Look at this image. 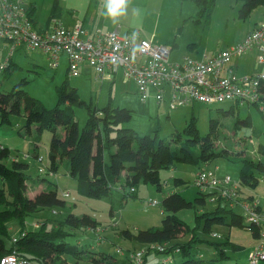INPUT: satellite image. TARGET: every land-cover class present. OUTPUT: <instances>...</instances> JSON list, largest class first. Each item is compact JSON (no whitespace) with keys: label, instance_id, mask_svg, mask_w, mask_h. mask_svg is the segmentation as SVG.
<instances>
[{"label":"trees","instance_id":"1","mask_svg":"<svg viewBox=\"0 0 264 264\" xmlns=\"http://www.w3.org/2000/svg\"><path fill=\"white\" fill-rule=\"evenodd\" d=\"M191 1L195 3L200 13H205L209 18L217 0ZM239 1L240 18L246 17L254 7L264 4V0ZM49 9L47 21L58 20L61 13L59 1L53 0ZM27 10L32 18L34 5L27 6ZM8 60L10 61V56ZM7 66L8 64L4 68ZM21 86L22 82H18L9 91L0 89V122L9 123L13 113L21 116L24 119L23 127L26 134H29L31 129H35L33 136L35 142L38 141L39 134L43 130H49L52 135L47 151L48 171L54 173L61 164L65 174L74 181L75 190L79 195L107 197L117 191L120 192L121 198H125L127 194L136 191L135 188L140 180L150 182L160 190L162 187L158 176L160 168L184 162L199 165V169H202L217 158L236 159L240 166L237 184L234 181L237 187L235 198H227L217 191L218 194L211 197V201L214 202L213 208L204 210L201 214L196 213L197 225L201 222L200 218H203V228L206 231H210L209 228L214 223L236 225L240 228L246 226L257 239L260 237L264 221L249 224L245 221L243 211L242 213L236 211L234 204L230 205V203L234 199L237 200L243 190L248 189L245 195L241 193L242 199L237 202L246 201L254 204V209L262 212L258 201L256 204L253 202L257 199L250 192L261 180L264 181V132L263 137L259 139L260 132L251 129L253 126L251 116L249 114L240 116L239 107L245 104L263 111L260 105L263 106L264 103V79L258 85L257 102L232 101L226 107L217 108L213 114L209 113L205 133L199 131L196 117L192 114L185 121L182 130L171 132L168 138L160 136L158 128L154 129L153 134H149L139 133L125 126L122 121L127 120L130 115L127 107L113 106L109 103L101 107L88 105L78 96L77 88L67 82H63L57 88L55 105L50 108L45 107ZM75 107H85L87 110V116L81 127L74 116ZM227 116L232 119L229 127L233 135L240 128L251 129L250 133H242L237 137L239 146L237 149L230 145L219 146L217 143L220 136H226L222 132V126H226L224 119ZM254 132L257 139L255 146L251 142ZM247 137L250 138V144L246 142ZM241 146L243 147L240 148ZM7 156V147L0 145V257L14 252L27 258L30 264H84V262L137 264L131 259L119 260L106 251L96 249L93 244L81 238L76 237L72 241L69 236L76 235L78 231L87 227L94 232L98 226L95 219L87 213L78 216L67 212L63 217L57 218L51 226H47V222L55 217L47 215L40 226L24 227V219L29 214L39 212L43 208H50L52 213L58 212V208L66 204L64 197L67 195L64 194L65 190L59 192L57 186L52 183L45 188L40 186L31 196L28 195V186L43 183L29 177L25 171L28 165L26 162L13 159L7 163ZM35 157L37 160L42 159L37 153ZM41 170L39 168L40 172ZM204 195L198 189V195L194 201H191L177 191L168 192L161 199L165 212L161 227L140 229L134 235L127 229L120 231L123 237L134 238L145 245L142 261L138 264H145L147 255L151 251L164 253L168 257L179 254L181 259L173 264H239L227 261L229 257L227 252L228 249L239 250L243 246L229 238L209 241L192 235L190 239H179L189 228L182 218L175 215V212L182 207L203 205ZM12 220H16L20 226V233L15 241H12V236L9 237ZM95 234L100 237L98 233ZM202 241H208L213 246L210 256H202L203 251L196 247V243ZM155 245H162L163 249L159 250ZM255 264H264V259Z\"/></svg>","mask_w":264,"mask_h":264},{"label":"rangeland","instance_id":"2","mask_svg":"<svg viewBox=\"0 0 264 264\" xmlns=\"http://www.w3.org/2000/svg\"><path fill=\"white\" fill-rule=\"evenodd\" d=\"M26 6L33 4L35 7L34 16L37 19L38 26H44L49 14L53 0H16ZM62 6L60 16L61 24L67 26L76 21H81L86 27L100 26L104 29L114 25L108 17L102 15L105 11L103 0H58ZM214 9L209 18L205 13H200L193 1L191 0H131L126 16L120 17L117 24L123 27V30L129 32H138L140 36H145L148 40L162 41L171 47L172 56L178 55L179 58L184 56L196 57L203 53L213 52L219 49H225V40L232 41L235 34L244 30L249 23V16L240 18L238 16L239 0H217ZM264 7V4L256 6ZM255 8V7H254ZM253 8V9H254ZM134 9L138 10V14L134 13ZM252 9V10H253ZM259 9V10H260ZM251 10V11H252ZM260 10V11H261ZM250 11V12H251ZM254 14V13H253ZM249 15V14H248ZM122 30V31H123ZM228 46V45H227ZM10 45L7 41L0 39V64L6 62V68H0V89L9 91L13 85L22 82V88L27 93L38 99L45 107L50 108L55 105L57 97V88L67 82L69 85L75 86L79 93L78 96L88 105L101 107L105 103L111 105L127 106L130 115L122 124L129 126L139 133L153 134L154 129L158 128L159 135L168 138L171 132L182 130L185 121L190 115L196 117V124L201 133H205L208 127L209 113H214L219 107H226L231 102L223 101L220 103H201L193 101V104H184L175 108L170 106L168 96L165 100L157 102L152 95L141 101L136 91L134 83L121 74V70L116 73L115 80L110 82H101L100 79L94 77L93 73L81 74L72 77L67 73L65 58H61V62L57 67L48 65V59L45 54L38 50L27 49L19 46L12 49L10 61ZM199 53L198 55H195ZM171 56V57H172ZM183 59V58H181ZM171 61V60H170ZM251 62L247 59L243 64L248 65ZM254 64V63H253ZM6 66V65H5ZM82 69L80 68V71ZM258 68L255 67V72ZM4 74V75H3ZM3 75V76H2ZM264 107V103H263ZM251 116L253 126L251 129L259 131L258 138L263 137L264 132V109L261 112L255 106H247L241 104L239 107V115ZM74 116L81 127L87 116L85 107H75ZM24 119L21 116H10L9 123L0 122V145L7 147L8 156L7 163L11 160L26 162V173L35 181L42 182L43 186L38 184H29L27 194L32 195L40 186L45 188L49 183L55 184L58 191L66 190L68 195L65 196L66 204L58 208V212L52 213L50 208H43L39 212L29 214L24 219V227L34 228L41 224V221L47 215L52 218L48 220L47 226H51L56 222L57 218L63 217L67 212L81 216L87 213L95 219L96 225L93 232L90 227L82 231H78L76 235L69 236L72 241L76 237L93 244L96 249H101L112 254L119 260L134 259V252L145 248V245L134 238L128 239L122 236L120 231L127 229L132 234H136L138 230L145 228H159L162 226V218L165 215L161 205L163 196L171 191L179 192L185 199L194 201L200 189L205 195V203L203 205H194L192 207H182L175 212V215L182 218L188 225V231L179 237V239H190L200 237L209 239V241H222L226 238L241 244L242 249H228L229 257L227 261L230 263L237 262L239 264L249 263L248 251L254 248L255 244L263 242L264 239H257L249 229V227L240 228L236 225H228L222 223H214L206 231L203 228V218H200V224L197 225L196 213L201 214L204 210L213 208L214 202L211 197L218 194L216 189H212L207 185L199 186L195 182L196 172L199 165L191 163H174L172 166L160 168L158 176L161 182V189L150 182L141 181L137 184L134 193L127 194L125 198H121L120 192L115 191L112 196L89 197L79 195L75 190L74 181L65 174L64 167L60 164L57 171L51 173L48 171V143L51 137L49 130H43L39 134L38 141H34L35 129L26 134L23 127ZM232 119L227 116L224 119L226 126H222V132L226 136H220L217 143L219 146L230 145L234 149L239 148L237 137L242 133H250L251 129H241L233 135L231 127ZM251 142H257L255 132ZM262 135V136H261ZM250 144V138H245ZM241 146L240 148H242ZM42 156L41 160H37L35 154ZM207 168H212L217 178H221L229 174L231 179L236 182L239 174V162L236 159L217 158L208 163ZM216 167V168H215ZM41 168V172L39 171ZM257 199L255 204L261 206L264 212V181L261 180L258 185L251 189ZM244 195L248 193V189L243 190ZM239 195L238 199H234L230 203L238 212L243 211L245 215V202H237L243 196ZM156 200L155 204L149 203V200ZM242 199V198H241ZM98 233L100 237L95 234ZM213 232L216 235H213ZM20 226L16 220H12L9 227L11 236H18ZM80 241V240H79ZM196 247L203 252L202 256H210L213 252V246L208 241L197 242ZM119 248V251L116 249ZM181 256L175 254L168 257L164 253H154L151 251L147 255L145 264L163 263L173 264L179 261ZM142 261V259L140 260ZM141 263V262H140ZM84 264H89L84 262Z\"/></svg>","mask_w":264,"mask_h":264},{"label":"built area","instance_id":"3","mask_svg":"<svg viewBox=\"0 0 264 264\" xmlns=\"http://www.w3.org/2000/svg\"><path fill=\"white\" fill-rule=\"evenodd\" d=\"M0 39L9 41L11 48L24 46L38 50L46 55L51 67H57L60 56L64 55L69 76L78 75L83 65L91 67L95 78L101 81L108 73L116 74L121 70L125 78L135 82L141 101L150 94L157 102L168 96L173 108L193 101L207 104L257 102L258 85L264 79V18L243 39L212 56L202 59L184 56L180 62H172L169 59L171 49L167 44L143 38L138 32L120 34L116 28H87L81 21L65 26L54 19L48 27L38 28L28 15L25 4L16 0H0ZM251 49L256 50L255 67L258 70L251 75L236 73L228 63L234 56ZM5 65L6 62L0 64V68ZM260 108L264 109L262 105ZM195 182L199 186L212 187L230 199L237 193L236 184L229 174L217 178L209 167L204 166L196 172ZM64 194L68 195V192L64 191ZM149 203L155 204L156 200H149ZM244 206L246 222L258 224L264 221V213L256 211L254 204L245 202ZM16 237L12 236V241ZM260 239H264V228L260 231ZM155 246L163 249L162 245ZM143 253L144 249L134 253L137 264L141 262ZM247 256L250 264L263 260L264 243L255 244ZM0 264H30V261L12 252L1 256Z\"/></svg>","mask_w":264,"mask_h":264},{"label":"crops","instance_id":"4","mask_svg":"<svg viewBox=\"0 0 264 264\" xmlns=\"http://www.w3.org/2000/svg\"><path fill=\"white\" fill-rule=\"evenodd\" d=\"M60 6H61V4H60ZM262 8V10L260 9V8H257V7H255L251 12H249L248 14L249 15H247V16H249V23L247 24V27L244 29V30H241L239 33H237V35L235 34V36L233 37V39H232V41L230 40V41H228V40H225V42H226V44H225V46L227 47V45H230V44H232V43H234V42H237V41H240L241 39H243L250 31H251V29L258 23V22H260L261 20H263V18H264V7H261ZM261 11H260V10ZM62 6H61V13H62ZM61 13H60V16H61ZM254 13V14H253ZM246 16V17H247ZM32 18H33V20H34V23H35V25L38 27V28H46V27H48L49 25H50V22H48L47 20H46V22H45V25L44 26H38V23L36 22L37 21V19L35 18V16H34V14L32 15ZM58 20H60V17H59V19ZM67 26H70V25H67ZM86 27V26H85ZM96 27H99V28H101L102 30H111V29H113V28H116L117 30H118V32L120 33V34H126L127 32H129L128 30H123V27L121 26V25H119V24H117V23H115L114 25H111L110 27H108V28H106V29H104V28H102V27H100V26H94V27H90V28H96ZM87 28H89V27H87ZM123 30V31H122ZM142 37V36H141ZM143 38H146L145 36H143ZM150 40H152V39H150ZM152 41H154V40H152ZM8 43H9V45H10V48L12 47L11 46V44H10V42L9 41H7ZM154 42H158V43H161L162 41H154ZM162 43H164V42H162ZM14 48H16V47H13V48H11L10 49V54H9V56L11 57V53H12V49H14ZM220 50V49H219ZM216 51H218V50H215V51H213V52H209V53H203V56H202V58H204V57H209V56H212ZM199 53H197L196 52V54L195 55H198ZM172 51L170 50V55H169V59L172 61V62H180L182 59L181 58H183L184 57V55H182V57H180L179 58V54L178 55H173L172 57ZM197 57H201V55H199V56H196V57H194V58H197ZM61 58H65V60H66V57L64 56V55H61L60 56V62H61ZM202 58H200V59H202ZM197 59H199V58H197ZM247 59H250L251 60V62H253V63H250V64H248V65H245V64H243V62L245 61V60H247ZM255 62H256V50L255 49H251L250 51L248 50V51H246V52H244L243 54H241V55H237V56H234L232 59H231V61H230V63H228L233 69H234V71L236 72V73H238V74H252V73H254L255 72ZM60 64V63H59ZM66 66H67V60H66ZM257 68V67H256ZM82 70L80 71V73L78 74V75H76V76H72V77H77V76H79V75H81L82 73L83 74H85V73H87V69L89 70V73L91 74V72L93 73V70H91V67H89L88 65H83L82 66V68H81ZM119 71V70H118ZM116 73H118V72H116ZM121 74H122V72H121ZM93 75H94V73H93ZM70 77V76H69ZM95 77V76H94ZM115 78H116V75H115V73L114 74H110V73H108L107 75H106V77L101 81V82H104V81H106V82H110V81H112L113 82V80H115ZM128 80H130V81H132L133 83H134V85H135V87H136V84H135V82L133 81V79H128ZM136 91H137V88H136ZM152 95V97H153V94H150L149 95V97ZM148 97V98H149ZM147 98V99H148ZM106 104H108V103H105V104H103L102 106H105ZM115 106H119V107H124V108H126L127 106H120V105H115ZM128 109V108H127ZM66 191V190H65Z\"/></svg>","mask_w":264,"mask_h":264},{"label":"clouds","instance_id":"5","mask_svg":"<svg viewBox=\"0 0 264 264\" xmlns=\"http://www.w3.org/2000/svg\"><path fill=\"white\" fill-rule=\"evenodd\" d=\"M131 0H103L105 15L113 23H117L120 17L126 16ZM134 13L138 14V10L134 9Z\"/></svg>","mask_w":264,"mask_h":264}]
</instances>
